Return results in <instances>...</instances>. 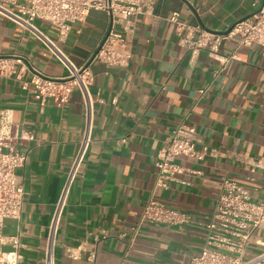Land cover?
Listing matches in <instances>:
<instances>
[{"label":"crops","instance_id":"1","mask_svg":"<svg viewBox=\"0 0 264 264\" xmlns=\"http://www.w3.org/2000/svg\"><path fill=\"white\" fill-rule=\"evenodd\" d=\"M185 1L189 5L154 0L153 16H138L129 32L124 25L116 27L132 50L128 67L94 60L88 68L92 140L59 223L54 264H190L205 246L206 225L224 179L249 189L257 201L264 198V168L246 165L248 158L264 161L261 49L227 40L221 54L237 59L221 65L207 51L192 54L182 48L168 20L179 13L192 27L225 32L255 14L264 0ZM34 25L57 39L50 23ZM109 28L107 14L92 11L58 46L77 66H86ZM0 55L20 58L11 61L16 74L0 76V110H12L15 123L35 136L17 145L27 157L16 171V182L25 190L23 213L20 220L5 221L3 250L18 245L21 264H45L49 226L85 130V100L75 87L62 108L52 99L42 105L23 89L35 75L61 80L69 71L31 30L2 16ZM181 122L196 128V150L206 156L177 159L184 173L169 189L157 188L158 153ZM152 197L188 213L191 222L146 224L129 248Z\"/></svg>","mask_w":264,"mask_h":264},{"label":"built area","instance_id":"2","mask_svg":"<svg viewBox=\"0 0 264 264\" xmlns=\"http://www.w3.org/2000/svg\"><path fill=\"white\" fill-rule=\"evenodd\" d=\"M258 10L260 11L253 17L237 22L226 30V34H214L200 27H192L181 20L179 13H174L168 20L176 26L182 48L192 54L201 50L207 51L214 62L226 65L230 60L237 59L236 55L227 57L221 54L224 42L233 38L237 39L239 48L259 47L264 57V4L258 6ZM92 11H102L109 19L112 17L111 31L95 60L109 67H128L132 50L127 44L126 36L118 32L116 27L124 25L123 30L129 32L138 16H153L154 0H0V16L31 30L69 71L61 80L35 75L31 83L23 82V89L29 91L42 105L47 99H52L62 108L69 102L75 87L81 89L85 100V130L49 226L45 264H54L55 237L59 223L92 140L93 103L88 89L92 80L91 72L89 67L77 66L60 49L58 42L65 41L72 27L83 24ZM35 21L48 22L55 27L58 30L57 39L40 31L34 25ZM13 59L20 58L17 55H0V76L16 74L11 63ZM17 75L22 79V72ZM200 93L203 94L204 91ZM34 140L33 133L21 129L15 123L12 110H0V264H21L22 261L18 245H15L13 251L3 250L7 240L3 228L6 220H20L23 213L25 190L16 182V171L25 165L27 157L18 150L17 145ZM196 144V128L181 122L158 153L155 182L157 188L169 189L170 183L177 180L176 176L184 173L185 168L175 162L177 159H204L206 152H198ZM246 165L252 169H263L264 161L248 158ZM189 222L191 216L188 213L173 210L152 197L133 228L129 248L135 245L142 227L146 224L180 226ZM206 227L205 246L199 254L192 257L190 264H264V250L246 259L253 238L257 243L262 242L264 198L261 201L255 200L249 189L226 178L221 184V193Z\"/></svg>","mask_w":264,"mask_h":264},{"label":"water","instance_id":"3","mask_svg":"<svg viewBox=\"0 0 264 264\" xmlns=\"http://www.w3.org/2000/svg\"><path fill=\"white\" fill-rule=\"evenodd\" d=\"M184 2H186L188 5H189V3L187 2V1H185V0H183ZM263 4H264V1H263ZM262 4V5H263ZM193 11H194V9H192ZM260 10H258L255 14H252L251 16H249V17H247V18H244L243 20H240V21H244V20H246V19H249V18H251V17H253L254 15H256L258 12H259ZM195 12V11H194ZM111 21H110V28H109V30H108V32H107V34H106V36H105V38H104V40L102 41V43H101V45L98 47V49L96 50V52L94 53V55H93V57L91 58V60L88 62V64L85 66V68H87V67H89L91 64H92V62L95 60V57H96V55L98 54V52L100 51V49L102 48V46L104 45V43H105V41L107 40V38H108V36H109V33H110V31H111V28H112V17H111V19H110ZM239 21V22H240ZM201 23V26H204L203 24H202V22H200ZM206 31H208V32H211V33H214V34H226L228 31H225V32H216V31H211V30H207V29H205Z\"/></svg>","mask_w":264,"mask_h":264},{"label":"rangeland","instance_id":"4","mask_svg":"<svg viewBox=\"0 0 264 264\" xmlns=\"http://www.w3.org/2000/svg\"><path fill=\"white\" fill-rule=\"evenodd\" d=\"M262 238V242L261 243H257L255 241V238H253V243L252 245L249 247V250L246 254V259H249L255 255L260 254L263 250H264V233L261 235ZM256 242V243H255Z\"/></svg>","mask_w":264,"mask_h":264}]
</instances>
